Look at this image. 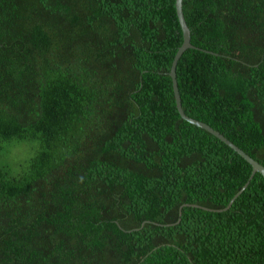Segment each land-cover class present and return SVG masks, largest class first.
<instances>
[{
    "label": "trees",
    "instance_id": "1",
    "mask_svg": "<svg viewBox=\"0 0 264 264\" xmlns=\"http://www.w3.org/2000/svg\"><path fill=\"white\" fill-rule=\"evenodd\" d=\"M174 3L0 0V264H264V178L224 210L252 168L176 110ZM182 12L184 113L264 167V0Z\"/></svg>",
    "mask_w": 264,
    "mask_h": 264
},
{
    "label": "water",
    "instance_id": "2",
    "mask_svg": "<svg viewBox=\"0 0 264 264\" xmlns=\"http://www.w3.org/2000/svg\"><path fill=\"white\" fill-rule=\"evenodd\" d=\"M175 12H176V17H177V21L181 30V34H182V44L180 45V47L177 49L171 66H170V70L168 72V75L171 79V85H172V92H173V97H174V101H175V107L176 110L180 116V118L186 122H188L191 125H194L206 132H208L209 134H211L212 136H214L215 138H217L219 141H221L222 143H224L227 147H229L230 149H232L235 153H237L243 160H245L252 168L251 170V174L248 177L247 181L245 182V184L241 187V189L238 191L237 194H235L232 199L229 201L228 205L226 206V208L224 210H227L233 203V201L246 189V187L248 186L250 180L252 179V177L254 176L255 173H259L263 178H264V167L259 164L258 162H256L254 159H252L250 156H248L245 152H243L240 148H238L236 145H234L232 142H230L227 138H225L222 134H220L218 131L214 130L213 128H211L209 125L200 122L198 120H195L193 118L188 117L181 106V101H180V95H179V91H178V87H177V82H176V65L178 60L180 59L181 55L187 50V49H195L198 50V48L194 47L191 42H190V30L186 24L183 12H182V0H175ZM187 205H182V207H185ZM180 207V209L182 208ZM192 207L195 208H199L196 205H192ZM221 211V210H218ZM180 215V214H179Z\"/></svg>",
    "mask_w": 264,
    "mask_h": 264
},
{
    "label": "rangeland",
    "instance_id": "3",
    "mask_svg": "<svg viewBox=\"0 0 264 264\" xmlns=\"http://www.w3.org/2000/svg\"><path fill=\"white\" fill-rule=\"evenodd\" d=\"M29 153H27V151L26 150H23V151H20L19 149L17 150V151H15L14 153H13V155H11V159H14V160H17L18 158H20V157H27V155H28Z\"/></svg>",
    "mask_w": 264,
    "mask_h": 264
}]
</instances>
